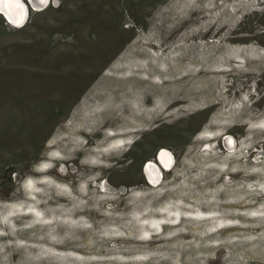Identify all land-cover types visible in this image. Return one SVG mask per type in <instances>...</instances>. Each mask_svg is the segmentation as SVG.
I'll return each instance as SVG.
<instances>
[{
    "label": "rangeland",
    "instance_id": "1",
    "mask_svg": "<svg viewBox=\"0 0 264 264\" xmlns=\"http://www.w3.org/2000/svg\"><path fill=\"white\" fill-rule=\"evenodd\" d=\"M17 2L25 25L62 0ZM135 15L77 94L64 73L47 79V100L60 90L75 106L40 161L0 185V264H264V0H164ZM60 37L54 47L71 44ZM15 81L44 87L1 79L13 118L30 104L9 94ZM172 125L201 131L185 150L160 140L135 185L120 181L135 142Z\"/></svg>",
    "mask_w": 264,
    "mask_h": 264
},
{
    "label": "trees",
    "instance_id": "2",
    "mask_svg": "<svg viewBox=\"0 0 264 264\" xmlns=\"http://www.w3.org/2000/svg\"><path fill=\"white\" fill-rule=\"evenodd\" d=\"M162 1L164 0H62L61 5L56 8L49 6L32 12L27 24L15 28L10 27L8 20L0 12V80L18 76L22 81L35 79L44 85L22 92L20 83L15 81V85L19 86L10 90L9 94L14 95L16 102L25 100V97L30 102H26L20 117L13 118L11 114H7L10 109L4 107L5 102L0 101V185L6 179L12 181V176L22 163L28 162L33 167L40 161L45 152V134H48V139L60 119L67 117L75 106L74 100L67 98L60 90L57 91V97L47 100L46 94L52 92L48 89L50 80L47 79L54 74L64 73L62 76L70 77L69 82L66 80L67 86L64 89L72 87L77 94L79 86L97 78L107 67L109 62H104L103 65L102 61L116 43L120 44L122 35L134 30L126 27L129 14H136L139 22L144 17L137 15L138 12L150 6L155 7ZM57 35L71 44L64 43L60 49L59 46L54 47ZM261 36L264 37V33ZM96 61L102 63L94 65L93 62ZM2 97L0 90V98ZM35 112L40 114L39 125L30 122V116ZM30 123L32 126H29ZM200 131L201 127H192L182 132L174 125L155 128L151 132V142H146V137L141 142H135L136 147L129 151V157L134 163L118 179L128 187L134 186L135 183L130 181L138 176L137 167H143L156 157V152L162 145L160 140L180 144L185 150ZM21 139L26 144L16 149L12 144ZM139 172L142 175V169Z\"/></svg>",
    "mask_w": 264,
    "mask_h": 264
},
{
    "label": "bare ground",
    "instance_id": "3",
    "mask_svg": "<svg viewBox=\"0 0 264 264\" xmlns=\"http://www.w3.org/2000/svg\"><path fill=\"white\" fill-rule=\"evenodd\" d=\"M9 1L15 2L16 0H7V1L6 0H0V8L7 14V16L10 18L11 22H13L16 25H23L26 22V19L28 16L26 6L24 5V3L23 4H19L17 2L10 3ZM10 14L13 15V18L10 17ZM149 90H150V88H149ZM149 90H147V91H149ZM183 92L186 93L185 91H183ZM180 94H181V92H180ZM125 104H127V103H125ZM232 146H233V144H232ZM158 155H159V159L162 161V163H164V165H166L168 168H170L174 165V158L169 152L162 150ZM160 176H161V174H160ZM152 182H153V180H152Z\"/></svg>",
    "mask_w": 264,
    "mask_h": 264
},
{
    "label": "water",
    "instance_id": "4",
    "mask_svg": "<svg viewBox=\"0 0 264 264\" xmlns=\"http://www.w3.org/2000/svg\"><path fill=\"white\" fill-rule=\"evenodd\" d=\"M7 1V0H6ZM10 3H15V2H17V0L15 1V2H12V1H9ZM29 2H31V0H29ZM18 3V2H17ZM38 3H39V5H40V7L42 8V7H44V5H45V0H38ZM31 4V3H30ZM0 12L3 14V15H5L6 17H7V19H8V21L10 22V23H12V24H14L13 22H11L10 21V18L7 16V14L0 8ZM10 17L11 18H13V15H11L10 14ZM16 27H22V26H24V24L23 25H16V24H14ZM159 161H161L160 159H159ZM161 163H162V161H161ZM163 164V166H166V165H164V163H162Z\"/></svg>",
    "mask_w": 264,
    "mask_h": 264
}]
</instances>
